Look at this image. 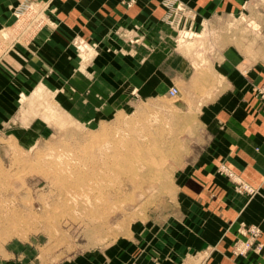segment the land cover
<instances>
[{
    "label": "crops",
    "instance_id": "0c3cea01",
    "mask_svg": "<svg viewBox=\"0 0 264 264\" xmlns=\"http://www.w3.org/2000/svg\"><path fill=\"white\" fill-rule=\"evenodd\" d=\"M20 1L0 0V32L15 25L10 7ZM127 1L41 0L43 17L33 31L0 49V130L19 107L23 115V95L40 85L54 108L86 117L162 96L172 85L195 98L213 93L201 98L193 139L203 144L176 174L173 211L137 222L130 236L106 249V260L86 255L59 264H264V246L232 253L235 239L243 238L241 222L258 225L264 244V101L254 91L264 79V44L243 52L220 32L197 71L190 56L174 47L173 31L162 21L169 8L161 0ZM174 1L193 10L195 27L203 30L221 29L222 21L253 10L252 0ZM124 28L133 29L132 42L122 35ZM75 39L95 44L88 61L79 58ZM220 164L253 191L237 192L217 171Z\"/></svg>",
    "mask_w": 264,
    "mask_h": 264
},
{
    "label": "rangeland",
    "instance_id": "374dc122",
    "mask_svg": "<svg viewBox=\"0 0 264 264\" xmlns=\"http://www.w3.org/2000/svg\"><path fill=\"white\" fill-rule=\"evenodd\" d=\"M20 2L10 7L15 25L0 32V49L33 31L43 17L39 0L18 19L15 10ZM161 2L169 8L162 21L173 31L174 47L190 56L197 71L208 61L213 35L220 32L231 35L243 52L264 44L263 0L250 1L253 10L222 21L221 29L204 30L195 27L193 10L179 8L174 0ZM32 18L35 21L27 28ZM132 31L124 28L122 35L130 40ZM87 44L76 50L84 61L94 55L95 44ZM173 86L176 96L169 95ZM262 87L264 79L254 91L264 101ZM182 89L172 85L162 96L88 117L74 115L64 106L62 111L54 108L51 94L41 85L29 97L21 96L23 115L19 107L0 130V259L59 264L94 255L95 260H106V249L130 236L137 222L172 212L176 174L203 144L193 139L201 98L213 94L202 92L195 98ZM217 171L237 192L253 191L225 164ZM232 253L240 255L233 247Z\"/></svg>",
    "mask_w": 264,
    "mask_h": 264
},
{
    "label": "built area",
    "instance_id": "2783aa9c",
    "mask_svg": "<svg viewBox=\"0 0 264 264\" xmlns=\"http://www.w3.org/2000/svg\"><path fill=\"white\" fill-rule=\"evenodd\" d=\"M39 0H25L22 3L20 2L19 5L17 6L15 13L18 19L21 17L26 16L29 14V12L33 9L35 4L38 3ZM35 21V18L31 19V24H28L26 27L28 28L29 26L32 25V22ZM38 21H36V24ZM74 44L77 50H81L80 47L86 48L88 46L87 43H84L83 41H78L77 39L74 40ZM264 93V87L260 89ZM178 94V90L176 87H171L169 89V95L170 96H176ZM243 186V184H242ZM245 187H248L249 185L246 183L244 184ZM250 187V186H249ZM251 188V187H250ZM239 233H242L245 238L239 240L237 239L236 241V246L234 245V252L236 254H243L247 252L250 249H257L260 250L262 244L258 241V238L261 235V229L257 225L251 224V225H241L238 228Z\"/></svg>",
    "mask_w": 264,
    "mask_h": 264
},
{
    "label": "bare ground",
    "instance_id": "6f19581e",
    "mask_svg": "<svg viewBox=\"0 0 264 264\" xmlns=\"http://www.w3.org/2000/svg\"><path fill=\"white\" fill-rule=\"evenodd\" d=\"M183 38V37H182ZM181 40H183L182 41V43L184 42V38L183 39H181ZM82 49H84V48H82ZM81 49V50H82ZM175 87V86H174ZM178 90V89H177ZM258 226V225H257ZM259 227V226H258ZM239 228V227H238ZM261 229V228H260ZM261 232H262V230H261ZM238 233H239V231H238ZM239 234H241L242 236H243V238L241 237V239H244L245 238V236L242 234V233H239ZM261 236V235H260ZM260 238V237H259ZM259 238H258V241L260 242V240H259ZM261 243V242H260ZM262 244V246H261V248H260V250H257V249H250V250H248V251H251V250H254V251H257V252H260L261 251V249L263 248V246H264V244L263 243H261ZM247 251V252H248ZM233 252H234V245H233ZM247 252H245V253H247ZM235 253V252H234ZM236 254V253H235ZM240 255H242V254H240Z\"/></svg>",
    "mask_w": 264,
    "mask_h": 264
}]
</instances>
